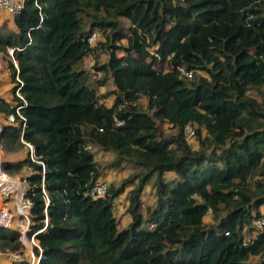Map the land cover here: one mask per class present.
<instances>
[{
    "label": "trees",
    "instance_id": "trees-1",
    "mask_svg": "<svg viewBox=\"0 0 264 264\" xmlns=\"http://www.w3.org/2000/svg\"><path fill=\"white\" fill-rule=\"evenodd\" d=\"M8 16L0 73L13 86L11 99L0 94L1 161L25 174L32 230L46 209L39 264H264V93L250 92L264 84V0H23ZM142 96L152 112L139 107ZM158 121L176 132L163 136ZM93 146L112 161L101 164ZM124 163L140 171L107 182L103 197L84 193ZM150 180L155 200L144 205ZM128 185L131 219L119 229L115 201ZM17 234L0 225V250H21Z\"/></svg>",
    "mask_w": 264,
    "mask_h": 264
},
{
    "label": "built area",
    "instance_id": "built-area-1",
    "mask_svg": "<svg viewBox=\"0 0 264 264\" xmlns=\"http://www.w3.org/2000/svg\"><path fill=\"white\" fill-rule=\"evenodd\" d=\"M23 4V0H0V11H4L10 16L16 14L20 11ZM96 36V33L93 32L89 36V40H92ZM13 48H9L10 54H12ZM181 73L185 75H191V70H185L182 67H179ZM17 94L20 95L17 90ZM16 112L20 115L19 107H16ZM21 116V115H20ZM6 119L10 122L15 120V115L10 113L6 116ZM119 119L115 120V124H120ZM1 118H0V130H1ZM194 133V129L191 125L185 124L184 134L186 138L190 137ZM29 146V157L32 161L38 162L41 164L42 173L44 171V163L39 160L33 150V147L30 143ZM89 145H86L85 148H89ZM1 140H0V225L4 227H14L18 230L17 238L21 242L23 248L21 250H0V258L2 256L8 257L10 260L15 261H24L25 264H39L41 258V247L39 245L38 238L36 234L43 231L46 228L48 217L45 209V218L43 226L32 230L31 227V212H32V200L29 196L26 195V183L25 174L21 175L11 174L2 166L1 161ZM27 174L33 171L32 166L27 165L25 168ZM86 189L84 193L91 197H103L107 190V181L105 179H98L95 182L87 183L85 185ZM45 192V190L43 189ZM48 202L47 197L45 196V203ZM210 212V210H208ZM255 225L258 228H262L263 221L257 219ZM225 233H228L226 231ZM245 243V241L243 242ZM37 248V252L35 251Z\"/></svg>",
    "mask_w": 264,
    "mask_h": 264
},
{
    "label": "rangeland",
    "instance_id": "rangeland-1",
    "mask_svg": "<svg viewBox=\"0 0 264 264\" xmlns=\"http://www.w3.org/2000/svg\"><path fill=\"white\" fill-rule=\"evenodd\" d=\"M0 17H1V20H3L6 23L8 28H13L12 21L9 19V16L6 12L1 10L0 11ZM95 33H96V37H95L96 39L94 41L98 40V38L100 36L99 31H96ZM94 41H93V43H94ZM101 54L102 55L100 57L104 59L103 53H101ZM93 58L94 57L92 55H88L84 58V68L88 72L89 81L96 85L95 80L100 75H99V73L94 72V68L92 66ZM5 63H6L5 59L0 56V65L1 64L4 65ZM0 68H2V67H0ZM97 85H99V84H97ZM12 86H13V83L10 82L9 77L0 73V94L2 96H5V97L11 99L12 94H11L10 90H11ZM110 87H112V85L110 83H107L105 85H100L98 88H99L100 92H104V91L108 90ZM260 90H261V93H259L256 89H251L250 92L253 95H255L258 99H261L263 97V93H264V84L260 88ZM106 100H107V102H110L111 96L106 98ZM147 104H148L147 97L142 96L140 101H139V107L142 110H148V111L152 112L148 108ZM158 124L160 126V131H161L163 136H170L176 132V128L167 122L158 121ZM189 143L191 144L192 147L197 146L196 139H189ZM92 149L95 151L96 159H98L101 164H107V163L111 162L115 156L114 154H112V152L107 151V150H103V149H98L96 146H93ZM1 150H2V148H1ZM2 153H3V150L1 152V154ZM19 153H24V150L19 151ZM5 154L7 155L6 152H5ZM8 154L10 156H13V154L11 152ZM104 170L106 173L104 175V177L107 179V182H113L116 186V185L120 184V182L122 181L123 178L129 176L133 172H139L140 168L134 166L132 163H124L123 166L121 167V169H117L115 167H107V168H104ZM172 175H173L172 173H167L165 178H168ZM154 177L155 176L152 177V180ZM137 180L138 179L134 180V184L137 183ZM152 180H150L148 183H146L145 187H143L144 189L142 191L141 199L143 200L144 205L153 204L154 200H155L154 199L155 198V195H154L155 188L153 186H151ZM131 186L132 185L126 186L123 193L120 194L115 201L116 204H115V208H114V214L117 218L119 229L126 226L131 219L130 214L127 212L128 201L126 198V196L128 194L127 192L131 188ZM204 220L207 224H211L213 222L212 212L206 214L204 216ZM7 263L8 262L3 261L1 264H7Z\"/></svg>",
    "mask_w": 264,
    "mask_h": 264
},
{
    "label": "crops",
    "instance_id": "crops-1",
    "mask_svg": "<svg viewBox=\"0 0 264 264\" xmlns=\"http://www.w3.org/2000/svg\"><path fill=\"white\" fill-rule=\"evenodd\" d=\"M7 98V97H6ZM7 99H9V98H7ZM25 144L28 146V143L27 142H25ZM28 150H29V146H28ZM13 154V153H12ZM18 155H23V153H17ZM16 155V153H14L13 154V156H10L9 154H8V156H9V158H10V160H12L13 158H15V159H17V157L15 156Z\"/></svg>",
    "mask_w": 264,
    "mask_h": 264
},
{
    "label": "water",
    "instance_id": "water-1",
    "mask_svg": "<svg viewBox=\"0 0 264 264\" xmlns=\"http://www.w3.org/2000/svg\"><path fill=\"white\" fill-rule=\"evenodd\" d=\"M0 140H1V137H0Z\"/></svg>",
    "mask_w": 264,
    "mask_h": 264
}]
</instances>
